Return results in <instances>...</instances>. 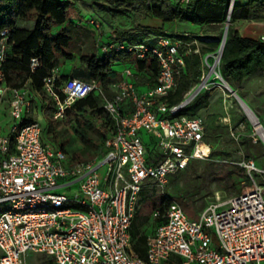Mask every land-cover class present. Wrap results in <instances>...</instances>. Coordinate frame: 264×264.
<instances>
[{"label": "built area", "instance_id": "1", "mask_svg": "<svg viewBox=\"0 0 264 264\" xmlns=\"http://www.w3.org/2000/svg\"><path fill=\"white\" fill-rule=\"evenodd\" d=\"M11 33L12 28L0 29V116L7 110L11 118L8 132L0 125V264H27L31 252L46 253L57 264H264V185L254 176L264 170L253 159L242 163L253 182L250 188L226 196L217 192L198 218H190L176 200L163 203L151 213L150 222L157 224L148 233L145 257L133 246L143 189L164 188L170 174L212 152L204 120L179 115L192 100L167 101L177 86L176 69L184 65L181 39L163 34L153 47L103 46V51H135L140 59L148 50L155 53L158 84L144 91L130 67L110 85L112 95L101 79L70 77L61 98L57 68L42 77L55 118H65L68 108L91 93L98 94L109 115L99 124L100 152L76 160L62 145L44 140L34 105L40 93L32 78L22 86L7 83L4 65L22 63ZM42 65L40 55L32 56L30 73Z\"/></svg>", "mask_w": 264, "mask_h": 264}, {"label": "trees", "instance_id": "2", "mask_svg": "<svg viewBox=\"0 0 264 264\" xmlns=\"http://www.w3.org/2000/svg\"><path fill=\"white\" fill-rule=\"evenodd\" d=\"M94 1L98 3L101 0ZM109 2L112 6L105 5L104 10H115L119 14H127L142 6L146 15L160 19L162 26L157 30L147 29L140 32L116 29L113 33V41L107 44L125 43L131 45L145 43L150 47L157 43V36L166 34L167 26L176 21L199 25L217 24L225 20L227 22L230 7L229 0H109ZM74 5H76V0H0V29L12 28L10 42L14 53L22 61V63L9 61L4 65L8 84L22 86L31 77L34 87L39 93H45L42 77L52 73V70L59 64L60 56L68 59L73 56V51L70 50L73 47L74 36L69 30L68 24H73L70 12ZM260 5L261 3L255 0L247 5L235 3L232 7L230 19L232 18L233 21L247 19L251 15V9ZM205 33L207 37L211 35V32L207 31ZM215 34L217 38L211 41L207 47H200L193 43V37L189 34L178 36L183 42L179 52L183 55L184 65L176 69L177 86L167 98L170 105L183 101L185 94L200 82L203 75L202 54L213 51L218 46L220 47L224 30L218 29ZM197 48H199L198 52L195 51ZM34 55L42 57L43 65L36 74H31L28 63ZM79 60L85 66L83 70L85 76L89 77L88 79H101L109 95H112L110 85L113 80L119 77L113 69L116 62H123L133 69V79L139 91L156 87L158 84L160 63L152 50H148L144 58L141 59L135 51L128 49L116 50L113 48L109 51H103L102 56L86 50L85 52H79ZM257 71H264V40L244 37L237 27H229L225 49L221 57V73L226 79L239 81ZM122 74L119 80L122 78ZM68 79L67 76H61L58 79V91L61 98L66 96L62 87ZM49 98L48 113L55 107L53 99ZM209 100V91H201L180 111L179 115L196 116L199 110L208 107ZM72 108H78L82 111L97 110L99 112V122L109 120V115L101 106L99 96L96 93L78 99L72 107L68 108L67 113ZM51 117L54 116L51 115ZM50 122L53 124L54 120H50ZM77 123L76 133L86 146L92 147L94 145L93 139L89 136L87 130L96 129L95 123L81 117L77 118ZM101 135L103 137L102 132ZM205 137L208 141L207 134ZM256 143H262L261 139H258ZM100 148L101 145H94L96 154L100 152ZM192 160L187 169L191 168ZM242 178L245 179V183L251 182L246 169L238 164H233L231 169L227 170V173L223 176V184L218 185V187L225 189L232 187L236 193H240L242 192ZM171 200L174 199L167 196L163 203L168 204ZM150 216L151 214L142 215L140 224L150 222ZM138 217L139 209L132 226L133 246L140 256L145 257L148 233L154 229L157 222L151 223V226H153L151 230L143 233L138 226ZM50 259L56 263L53 257Z\"/></svg>", "mask_w": 264, "mask_h": 264}, {"label": "rangeland", "instance_id": "3", "mask_svg": "<svg viewBox=\"0 0 264 264\" xmlns=\"http://www.w3.org/2000/svg\"><path fill=\"white\" fill-rule=\"evenodd\" d=\"M240 1L250 3L252 0H234V4ZM255 1L261 5L253 7L250 17L245 20L233 21L231 18L227 22L225 20L217 24L206 23L204 25L176 21L167 26L165 33L176 39H179V35L189 34L193 37V43L200 47H207L211 41L217 38L216 31L218 29L225 30L228 23L229 27H237L239 30L243 25L251 23L263 31L264 0ZM105 5L112 6L109 0H101L98 3L94 0H76V5L71 8L70 12L73 24H68L69 30L74 36L73 47L70 50L73 51V56L69 59L60 56L59 64L56 67L60 77H75L74 69H76L80 78L88 79L83 73L85 66L79 60V52L88 50L102 56L103 46L113 41V33L116 29L140 32L147 29L157 30L161 27L159 21L146 15L142 6L127 14H119L115 10H104ZM207 31L211 32L209 37L206 36L205 32ZM257 39H262V35ZM219 49L218 46L215 50L202 54L203 75L200 82L193 87L200 84L208 76L210 72V67L207 64L208 57L214 63ZM127 67L128 65L123 62H116L113 69L121 77ZM218 69L221 72V61L218 64ZM119 77L113 80L112 84L118 82ZM224 80L238 96L216 80H212L208 87L203 90L209 91L210 103L208 107L197 112V116H200L205 122L206 134L211 143L213 154L211 152L209 158L193 159L191 168L170 174L168 183L164 188L153 185L143 189L138 217V226L141 232H149L153 227L149 221L143 225L140 224L142 215H150L156 207L163 203L167 196L178 201L190 218H198L201 210L215 199L217 192L222 196L236 193L232 187L229 189L218 187V185L223 184L222 178L227 170L231 169V165L242 166L244 160L253 159L256 166L264 170V142L261 140L262 143H256V138L260 137L259 133L240 102V98H242L252 108L264 126V71H257L239 81L225 77ZM49 101V95L40 93V96H36L34 103L36 117L43 126L44 140L62 145L76 160L94 158L97 155L94 151V145H101L102 143L99 112L97 110L82 111L78 108H72L65 118H52L53 110L48 113V107L45 105L43 107L44 102ZM78 117L92 120L96 125V129L87 130L93 139L94 145L92 147L86 146L75 131L78 126ZM50 120H54L53 124ZM51 125L53 126L51 127ZM3 131L5 132V130ZM246 173L248 174L247 169ZM254 176L257 183L264 185V173L255 171ZM252 184V181L245 183V179L242 178V191L250 188ZM214 241H218L216 234H214ZM50 258L52 256L46 253L31 252L27 255L26 261L27 264H56Z\"/></svg>", "mask_w": 264, "mask_h": 264}, {"label": "bare ground", "instance_id": "4", "mask_svg": "<svg viewBox=\"0 0 264 264\" xmlns=\"http://www.w3.org/2000/svg\"><path fill=\"white\" fill-rule=\"evenodd\" d=\"M229 21V20H228ZM227 27L229 28V23L227 24ZM221 61V56H220V50L219 53L215 59V62L212 63L210 61V58L208 57L207 60V64L210 67V72L208 74V76L204 79L203 82H201L200 84L196 85L195 87H193L190 92L187 94V100L191 101L195 98V96L198 93H201V91H203L206 87H208V85L210 84V82L212 80H216L218 83H220L221 85L227 87L228 89H230L236 96L237 93L234 91V89L231 88V86L226 83V81L224 80V77L222 75V73L220 72V70L218 69V64ZM240 98V97H239ZM240 102L243 105V107L246 110V113L249 115V117L252 119L254 126L256 127L257 131L259 134H261V136H264V126L263 124L260 122V120H258V118L256 117V115L253 113V111H251L244 103H243V99L240 98ZM245 102V101H244Z\"/></svg>", "mask_w": 264, "mask_h": 264}, {"label": "crops", "instance_id": "5", "mask_svg": "<svg viewBox=\"0 0 264 264\" xmlns=\"http://www.w3.org/2000/svg\"><path fill=\"white\" fill-rule=\"evenodd\" d=\"M239 4L246 5L248 3H245V1L243 2L240 1ZM155 20L159 21L161 24L160 26H162V21L160 19L155 18ZM242 20H245V19H242ZM239 32L242 36L248 37V38H258L260 35H262V37L264 36V30L262 31L260 27H257V26L255 27L251 23H247L243 25L242 28L239 30ZM77 73H78V70L74 69V74H75L74 76L80 77L77 75ZM64 74H67V73H64ZM10 121H11V118L6 110V112L2 116H0V125H1L2 132H4L3 130H5V132H8Z\"/></svg>", "mask_w": 264, "mask_h": 264}, {"label": "water", "instance_id": "6", "mask_svg": "<svg viewBox=\"0 0 264 264\" xmlns=\"http://www.w3.org/2000/svg\"><path fill=\"white\" fill-rule=\"evenodd\" d=\"M232 7H233V5H232V3H230V7H229V15H228V19H227V21L228 20H230V14H231V12H232ZM228 31H229V28L227 27V26H225V30H224V34H223V38H222V41H221V44H220V56L222 57V54H223V52H224V49H225V45H226V40H227V36H228ZM204 81V80H203ZM202 81V82H203ZM199 94V93H198ZM197 94V95H198ZM196 95V96H197ZM195 96V97H196ZM242 99V98H241ZM243 103L251 110V111H253L252 110V108L246 103V102H244V100H243ZM253 113H254V111H253ZM255 114V113H254ZM256 115V114H255ZM256 117L258 118V116L256 115ZM259 120V119H258ZM259 138H257V139H261L263 142H264V136H261V134H259Z\"/></svg>", "mask_w": 264, "mask_h": 264}]
</instances>
